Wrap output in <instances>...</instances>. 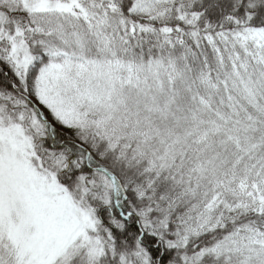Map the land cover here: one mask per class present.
Listing matches in <instances>:
<instances>
[{"label": "snow or ice", "instance_id": "obj_1", "mask_svg": "<svg viewBox=\"0 0 264 264\" xmlns=\"http://www.w3.org/2000/svg\"><path fill=\"white\" fill-rule=\"evenodd\" d=\"M0 264H264V0H0Z\"/></svg>", "mask_w": 264, "mask_h": 264}]
</instances>
